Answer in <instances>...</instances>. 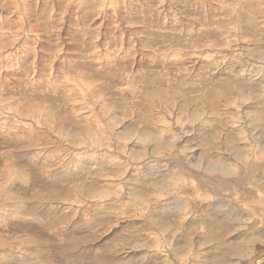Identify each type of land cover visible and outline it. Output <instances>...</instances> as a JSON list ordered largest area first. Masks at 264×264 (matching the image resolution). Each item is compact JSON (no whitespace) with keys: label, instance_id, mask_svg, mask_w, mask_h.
I'll return each instance as SVG.
<instances>
[{"label":"rangeland","instance_id":"rangeland-1","mask_svg":"<svg viewBox=\"0 0 264 264\" xmlns=\"http://www.w3.org/2000/svg\"><path fill=\"white\" fill-rule=\"evenodd\" d=\"M259 186L264 0H0V264H264Z\"/></svg>","mask_w":264,"mask_h":264},{"label":"bare ground","instance_id":"bare-ground-1","mask_svg":"<svg viewBox=\"0 0 264 264\" xmlns=\"http://www.w3.org/2000/svg\"><path fill=\"white\" fill-rule=\"evenodd\" d=\"M248 160H249V159H248ZM195 168H196V167H195ZM214 170L217 171V172H220V171H221L222 173L225 172L224 169H223V170L220 169V171H218V169L215 168ZM236 171H237V170H236ZM236 171H235V172H236ZM246 173H247V172H246ZM234 174H235V173H234ZM236 176H237V174H236ZM246 176H247V175H246ZM238 178H239V177H238ZM240 178H241V177H240ZM241 181H242V180H241ZM241 181H238V179H237V180H233V181H232V185H231L232 189L237 191V189L239 188L238 186L240 185ZM247 181H248V180H247ZM246 184H247V183H246ZM223 185H224V184H223ZM231 187L227 186V189L230 191ZM241 187H242V186H241ZM217 188H218V193H219V194H221V193L223 194V193L226 192V191H224V190L222 189V187L219 186V184L217 185ZM242 188H243V187H242ZM257 191H258V192L260 193V195H261V197H260V196H257V197H260L259 200H263V201H264V191L262 190V188H261L260 186L257 188ZM259 193H258V194H259ZM236 194H237V193H236ZM236 196H237V195H236ZM211 198H213V197L211 196ZM235 199H236V198H235ZM246 208H248V207H246ZM246 211H247V210H246ZM263 214H264V213H263ZM261 215H262V214H261ZM261 215H258V216H257V219H259L260 222H257V223H254V224H251L250 227H249L250 230L253 229V228H256L257 224H259L260 226H261V225L264 226V223H261V221L264 220V219H263V218H264V215H263V216H261ZM153 223H154V222H153ZM160 225H161V224H160ZM161 227H162V225H161ZM245 228H246V227H245ZM246 229H247V228H246ZM167 230H168V229H167ZM167 230H165V231H167ZM255 231H256V230H255ZM262 231H263V230H262ZM262 231H261V232H262ZM161 235H162V234H161ZM162 238H163V237H162ZM263 240H264V239H263ZM191 250H192V249H191ZM253 252H254V251H253ZM255 254H256V252H255ZM238 255H239V254H238ZM252 255H253V254H248V256L245 255V256H246V257H245V256H243V254H241L238 258H241V259H242V257H245L244 263H245V264H252V263L254 262V260L257 259V258L253 259V258H252ZM259 256H260V255H259ZM262 256H263V255H262ZM187 258H188V257H187ZM187 258H186V259H187ZM261 260H263V259H261ZM222 262H223V261H222ZM238 263H239V262H238ZM224 264H225V263H224ZM227 264H228V262H227Z\"/></svg>","mask_w":264,"mask_h":264}]
</instances>
